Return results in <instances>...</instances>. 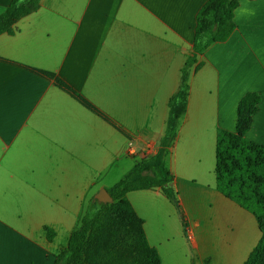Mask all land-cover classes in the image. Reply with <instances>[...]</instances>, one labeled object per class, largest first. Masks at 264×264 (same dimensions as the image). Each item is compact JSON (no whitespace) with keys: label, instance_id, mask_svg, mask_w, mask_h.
I'll list each match as a JSON object with an SVG mask.
<instances>
[{"label":"crops","instance_id":"0c3cea01","mask_svg":"<svg viewBox=\"0 0 264 264\" xmlns=\"http://www.w3.org/2000/svg\"><path fill=\"white\" fill-rule=\"evenodd\" d=\"M205 1L40 0L0 33V264H53L95 193L158 150ZM233 21L197 54L165 157L186 234L159 187L126 194L161 264H243L261 236L216 189V131H234L247 92L260 101L245 135L264 145V0H239Z\"/></svg>","mask_w":264,"mask_h":264},{"label":"trees","instance_id":"16d2710c","mask_svg":"<svg viewBox=\"0 0 264 264\" xmlns=\"http://www.w3.org/2000/svg\"><path fill=\"white\" fill-rule=\"evenodd\" d=\"M40 0H11L0 14V33L12 32L21 17L35 11ZM239 0H206L196 14L193 51L180 69L177 92L168 101L169 115L158 150L136 162L115 184L107 188L112 202L90 199L84 215L71 231L66 247L56 255L53 264H161L158 251L151 246L143 229V220L136 214L126 194L132 190L159 187L175 207L183 232L187 222L178 193L170 182L165 157L177 135L180 117L187 108L189 77L198 68L197 54L210 43L227 39L235 29L234 10ZM39 73H42L39 71ZM57 86L69 93L119 132L124 131L91 103L60 80ZM260 96L245 93L237 105L234 131L218 128L215 142L216 189L253 214L260 229V239L243 264H264V145L249 140L251 126ZM53 232L47 230V239ZM193 264V263H192Z\"/></svg>","mask_w":264,"mask_h":264},{"label":"water","instance_id":"95a60500","mask_svg":"<svg viewBox=\"0 0 264 264\" xmlns=\"http://www.w3.org/2000/svg\"><path fill=\"white\" fill-rule=\"evenodd\" d=\"M173 184V181L170 182V185ZM94 197L97 199V201L99 202H103V203H108V202H112V197L110 196L109 192L107 191L106 188H101L99 189Z\"/></svg>","mask_w":264,"mask_h":264},{"label":"built area","instance_id":"2783aa9c","mask_svg":"<svg viewBox=\"0 0 264 264\" xmlns=\"http://www.w3.org/2000/svg\"><path fill=\"white\" fill-rule=\"evenodd\" d=\"M131 149H132V146H131V144L129 143V149H128V150H129L130 153H134V151L131 150Z\"/></svg>","mask_w":264,"mask_h":264}]
</instances>
